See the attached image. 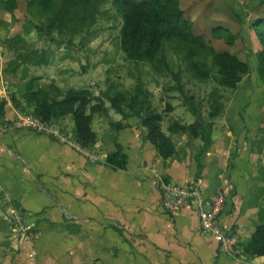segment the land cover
Listing matches in <instances>:
<instances>
[{"label": "crops", "instance_id": "obj_1", "mask_svg": "<svg viewBox=\"0 0 264 264\" xmlns=\"http://www.w3.org/2000/svg\"><path fill=\"white\" fill-rule=\"evenodd\" d=\"M19 88L4 86L0 115V264H264V257L243 252L264 213L249 128L242 129L238 112L231 115L234 133L214 121L199 161V139L171 135L175 154L163 160L136 120L117 129L109 116L96 125L93 118L95 144L85 149L98 160L91 161L70 144L14 126L17 115L27 114L9 99ZM53 124L75 142L72 120ZM118 149L127 157L123 170L105 163ZM171 183L204 196L221 190L220 224L239 241L234 254L221 253L200 231L194 207H163L162 186Z\"/></svg>", "mask_w": 264, "mask_h": 264}, {"label": "rangeland", "instance_id": "obj_2", "mask_svg": "<svg viewBox=\"0 0 264 264\" xmlns=\"http://www.w3.org/2000/svg\"><path fill=\"white\" fill-rule=\"evenodd\" d=\"M112 1L108 0L100 7L91 27L76 34L64 32L59 35L54 32L50 37L39 34L29 26L28 22L44 23V19L35 16L34 10L28 11L26 0H19L17 8L12 12L0 6V101L5 100L4 86L17 88L30 78H37V84L41 87L57 86L61 94L69 89L105 92L109 88L111 93H120L126 100L130 99L136 85L140 84L152 94L150 102L154 111L162 116L160 127L163 133L167 134L168 124L172 121L193 123L194 117L185 110L181 95L171 90L176 83L170 74L157 76L147 64H135L125 59L118 46L121 18ZM178 2L185 18L191 22L195 35L202 36L216 52L229 51L240 60L247 61L254 69L243 77L237 90L220 89L211 81L199 83L192 79L184 69L181 56L168 44L165 45L167 62L172 71L180 70V82L185 94L192 95L195 104L203 103V118H206L205 100L216 87L222 97L224 112L215 121L226 122L234 133L235 122L231 115L238 112L235 117L242 123V129L249 128L246 142H252L254 178L260 184L256 192L257 196L261 194L260 210L264 213V83L255 72L256 53L260 50V44L251 29L254 20L264 18V0ZM23 26L27 27L28 34L24 32ZM228 33L234 36L231 46L225 41ZM23 59H30L31 63L37 61V65L24 63ZM22 72L26 73V78H23ZM16 95V100L20 101L19 93ZM167 105L172 107V112L166 110ZM66 118L71 122L70 116ZM93 118L95 125L100 120L109 121L104 113L99 112L94 113ZM132 119L139 122L136 118ZM246 122L251 126L248 127ZM215 123L213 128L218 126ZM235 141L238 143L239 138Z\"/></svg>", "mask_w": 264, "mask_h": 264}, {"label": "trees", "instance_id": "obj_3", "mask_svg": "<svg viewBox=\"0 0 264 264\" xmlns=\"http://www.w3.org/2000/svg\"><path fill=\"white\" fill-rule=\"evenodd\" d=\"M108 0H26L28 11L34 10L35 16L44 19V23L31 24L39 34L50 37L54 32L62 35L64 32L76 34L78 31L93 25L100 7ZM19 0H0V6L12 12L18 6ZM112 5L121 18L118 32V46L125 59L135 64H147L153 74L162 76L170 74L176 85L171 90L181 96L185 110L194 117L191 124L172 121L168 124L167 134L161 131L162 116L152 108V94L140 84L136 85L134 94L129 100L120 93L94 92L86 89H69L64 94L55 85L46 88L38 86L37 78H30L20 85V101L15 96L9 97L15 108L27 109V114L40 118L45 122L57 121L70 116L74 125L75 141L83 148L90 149L96 140L91 130L94 113H104L108 117V109L104 102L111 103L116 113L121 114L122 120L112 125L117 129L123 127L122 122L136 118L145 130V139L153 145L157 154L166 160L175 154L171 135H186L190 139H199L202 148L196 160L206 153L211 145V134L214 121L224 112L216 87L205 100L206 121L202 117L203 103L193 102V96L184 92L180 82V70L172 71L166 55L165 45L181 56L185 71L199 83L211 81L220 89L235 91L244 76L252 69L247 61L240 60L229 51L216 52L200 35H195L191 22L185 18L178 0H113ZM28 34L26 26L22 27ZM251 29L260 44L256 53L255 72L264 83V18L256 19ZM216 35V34H215ZM233 35H226V43L232 45ZM10 41V39L8 40ZM36 55V53H35ZM31 63L30 59H23ZM37 65V61L32 62ZM31 63V64H32ZM85 70V68H83ZM23 78L26 73L22 72ZM24 103L22 105L21 103ZM96 102L95 105H92ZM6 101H0V115ZM170 105L166 110L172 112ZM105 163L116 170L125 169L126 155L120 150L109 154ZM243 252L250 257H264V224L258 225L249 241L244 244Z\"/></svg>", "mask_w": 264, "mask_h": 264}, {"label": "built area", "instance_id": "obj_4", "mask_svg": "<svg viewBox=\"0 0 264 264\" xmlns=\"http://www.w3.org/2000/svg\"><path fill=\"white\" fill-rule=\"evenodd\" d=\"M14 126L16 128L29 129L36 134L54 137L61 143L72 145L77 152L84 155L89 160H98L95 155L89 150L81 147L76 141H69L67 137L56 129L53 123L45 122L31 114L17 115ZM162 191V205L164 208L169 211H175L182 205L194 207L200 231L210 235L214 239L221 253L227 255L234 254V250L239 241L235 235L226 233L220 224V214L225 203L224 195L220 189L208 196H204L197 188L188 189L182 185L171 183L163 185Z\"/></svg>", "mask_w": 264, "mask_h": 264}, {"label": "water", "instance_id": "obj_5", "mask_svg": "<svg viewBox=\"0 0 264 264\" xmlns=\"http://www.w3.org/2000/svg\"><path fill=\"white\" fill-rule=\"evenodd\" d=\"M82 65H83V62H82ZM94 95H95V96H98V95H99V92H98L97 90H95V91H94ZM104 107H105L106 109H108V116H109L110 118H112L114 121L119 122V121L122 120V116H121V114L116 113V111L111 107V103L105 101V102H104Z\"/></svg>", "mask_w": 264, "mask_h": 264}]
</instances>
